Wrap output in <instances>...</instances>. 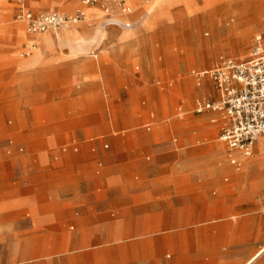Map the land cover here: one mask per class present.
Masks as SVG:
<instances>
[{"label": "rangeland", "instance_id": "obj_1", "mask_svg": "<svg viewBox=\"0 0 264 264\" xmlns=\"http://www.w3.org/2000/svg\"><path fill=\"white\" fill-rule=\"evenodd\" d=\"M25 3L34 13L70 14L83 7L81 0ZM16 6L15 0H0V164L32 159L33 177L18 185L26 183L32 193V206L24 213L70 216L56 228L34 232L32 248L0 247V264H8L13 252L20 258L23 251L29 261L45 258L46 264H225L233 250L231 226L245 214L239 206L246 202L236 199V167L229 158L217 170L226 193L202 184L210 177L216 145H225L219 141L222 125L211 123L216 116L221 123L222 117L194 112L197 99L217 100L212 82L204 79L198 85L194 72L212 69L222 58H248L256 38L264 41V16L249 25V0H186L118 46L112 34L137 32L142 24L105 30L102 12L94 19L86 11V24L54 33L60 43L48 55L55 57L42 65L39 79L24 87L4 76L43 55L46 34L26 33ZM220 6L227 7V18L214 35L211 26L219 12L213 10ZM249 29L248 41L237 45ZM33 38H39L40 48L22 57ZM76 40L86 44L75 58L84 65L82 78L74 74V62L62 45L73 52ZM93 50H98L96 59ZM260 139L264 136L239 173L256 158ZM105 140L118 142L107 149ZM111 177L129 184L110 183ZM11 179L7 172L4 184ZM42 193L48 200H41ZM69 197L73 200H55ZM255 198L263 213L264 189Z\"/></svg>", "mask_w": 264, "mask_h": 264}, {"label": "crops", "instance_id": "obj_2", "mask_svg": "<svg viewBox=\"0 0 264 264\" xmlns=\"http://www.w3.org/2000/svg\"><path fill=\"white\" fill-rule=\"evenodd\" d=\"M15 1L17 4L16 8L18 9V7L20 6L19 0ZM22 1L26 6L25 0ZM185 1L186 0H125V4L128 7V12L126 14H116V16L118 15V17L116 18L114 16L108 17L99 7H85V10L88 11V13L91 15V18L94 19L100 18L99 12H102L103 20L101 21L100 26H102V28L105 30L107 26L108 28H112L115 26L114 28L118 27L123 28L124 30H130L142 24V27L137 32L124 31L114 36L112 34V42H114L118 46H121L122 44L126 43L129 39H132L133 37L139 35L141 31L151 29L153 25H155L163 15H165V10L176 6L179 2ZM249 2L250 6L247 8V10H249L248 13L250 12L251 15L248 14V16H250V18L248 19V23L249 25L253 26L260 22L261 18L264 16V0H249ZM215 11H218L219 13L215 14V27H211H213L214 35H217L220 31V25H223V21L227 18V7L220 6L216 10H213V12ZM208 13H206L203 17L209 20ZM86 23L87 22H84V24ZM24 26L26 28V33H28L29 35L42 36L43 34H47L30 33L27 30L25 24ZM103 29H101L99 32H101ZM48 33L50 34L46 35L43 41L45 44L44 54L41 55L38 59L21 62L20 67L18 66V71L17 68H13L9 71V74L4 76L6 80L10 81L12 79H18L21 81L22 84H24L25 87L31 84L36 79L40 78L42 73V65L48 64L49 61H52L55 57L52 55H48V53L50 54L53 52V49L56 46L57 42L60 43L59 38H57L53 32ZM249 34L250 29L245 32L243 38L240 42L237 43V45L248 41ZM64 36L65 34L63 35V37ZM28 43H35L37 44L38 48H40L39 38H33ZM72 44L75 47V51L73 52L71 51L69 45L65 43H63L62 45L68 48L67 57L72 58L71 60L74 62V74H76L78 78H82L84 75V65L81 62L76 61L75 58L81 52L85 51L86 44L83 42H78V40L74 41ZM97 51L98 50H93V52L91 53L92 57L95 59L98 57L96 53ZM110 51L112 52V49H110L109 52ZM66 60L68 61V58L65 59V61ZM0 78H3L1 72ZM213 92L216 94L218 100L220 98V93L215 88L214 84ZM179 107L177 108V110L179 109ZM178 112L180 114L183 113V111ZM195 113L201 115L206 112L201 114L197 112ZM219 119L220 117L216 116L211 119V123L218 126L222 125L220 130L221 135V132L224 126L226 125V121L223 119V121L219 123ZM220 135L219 141L225 145L226 152L224 146H222L221 144L216 145V152L212 161V167H209L210 177L204 179V182H202V184L206 185V187L208 188L217 187L218 189H220L221 193H226V191L228 190V186L223 183V181L221 180L222 175L219 176L217 170L219 166L223 164H228L226 160L227 158H229L230 160L231 154L228 151L227 145L220 140ZM191 141V136L186 137V144H189ZM117 142V140H105V148L108 149L112 145H115ZM98 146H100V142H98ZM73 150L74 152H78L79 147L74 146ZM257 150L258 153L256 158L248 160L247 170L243 173H239L238 170L235 169L237 172L235 171V173H233L232 175L234 178L233 185L238 190L237 194L235 195L236 199L240 202H246V204L243 203V207L241 205L239 206L240 211L242 210L241 208H244L243 211L245 214L243 215V217L238 223H235L231 226L233 250L231 257H229L224 262L225 264H264V212L262 213L260 211L261 204L257 202L255 198V192L259 189H264V139L259 140ZM66 151V147L63 148L62 152ZM32 170V159L28 156H25L24 158H17L15 160H9L8 162L0 164V247L7 248L9 250H27L29 248H32L34 247L32 244L34 242L32 237V234L34 232H43L45 230H48L49 227L56 228L60 224H63L65 218H68L70 216V214H68L67 212L61 214L57 213L56 215H50L48 212L41 211L37 212L34 217H31L29 214L24 213L25 208H27L28 206H32L30 203L32 200V193L30 189H27L29 185H27L26 183H24V186L22 188L18 185H21V182L23 180L33 177L34 174ZM7 172L12 174L13 179H11L9 182L10 184L7 183L9 185L6 186L4 184L5 181L3 179L5 178ZM110 183L120 185L129 184L128 179L117 177H111ZM11 184H13V186ZM133 195L138 194L136 193ZM47 196L48 194L42 193L40 196L41 200H48ZM55 200L58 202H64L73 200V197L65 199L58 198ZM228 231H230V229ZM210 250H212V256H216L214 252L215 250H217V248L212 247L210 248ZM10 258L11 259L8 264H46L47 261V259L45 258H41L37 262L29 261V258L27 257V252L25 251L22 252V256L20 258H18V256L16 255V252H13ZM64 260L65 258L54 259V261L61 263ZM185 264H189V262H186Z\"/></svg>", "mask_w": 264, "mask_h": 264}, {"label": "built area", "instance_id": "obj_3", "mask_svg": "<svg viewBox=\"0 0 264 264\" xmlns=\"http://www.w3.org/2000/svg\"><path fill=\"white\" fill-rule=\"evenodd\" d=\"M16 12V19L25 23L27 30L33 34L57 32L63 28L87 20L85 7H99L108 17L126 14L128 7L125 0H82V8L75 12H41L34 13L22 0ZM38 49L37 44L25 45L21 56L30 57ZM198 85L204 79L213 82L220 93L218 100L198 99L195 112L207 111L218 113L226 121L220 140L230 152V162L241 170L244 159L253 155L254 145L264 135V42L262 37L256 39L248 58L238 60L222 58L212 69L195 71ZM178 111L182 112V107Z\"/></svg>", "mask_w": 264, "mask_h": 264}, {"label": "bare ground", "instance_id": "obj_4", "mask_svg": "<svg viewBox=\"0 0 264 264\" xmlns=\"http://www.w3.org/2000/svg\"><path fill=\"white\" fill-rule=\"evenodd\" d=\"M88 18H89V17L87 16V20H88ZM87 20H86V21H87ZM21 23H23V22H21ZM24 24H25V23H24ZM57 32H58V31H57ZM46 35H48V34H46ZM46 35L44 36V38L46 37ZM44 38H43V41H44ZM57 38H59V35L57 36ZM44 46H45V44H44ZM36 51H37V50H36ZM36 51H35V52H36ZM40 56H41L40 54L37 55V56H36V59H38ZM225 172H226V174H227V171H225ZM229 172H230V171H229Z\"/></svg>", "mask_w": 264, "mask_h": 264}]
</instances>
